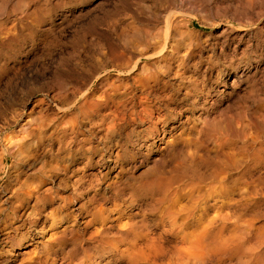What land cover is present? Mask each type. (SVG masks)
I'll return each mask as SVG.
<instances>
[{
    "label": "rangeland",
    "instance_id": "374dc122",
    "mask_svg": "<svg viewBox=\"0 0 264 264\" xmlns=\"http://www.w3.org/2000/svg\"><path fill=\"white\" fill-rule=\"evenodd\" d=\"M220 1L212 0L198 12L207 24L194 18L156 54L164 31H155L146 44L130 38L126 27L128 17L148 26L144 19L151 12L143 5L150 0H0V254L18 252L10 246L12 227L31 233L29 223L38 212L42 216L35 228L47 226L52 209L66 195L73 196L75 207L86 203L88 210L97 208L108 219L117 210L125 218L140 206L142 215L134 221L150 224V194L139 185L166 148L192 137V127L200 131L199 139L206 137L211 119L236 129L242 124L248 139L260 133L251 153L255 157L258 149L262 160L250 171L264 175V0L248 5L229 0L238 5L228 10L242 12L236 15L226 13L221 7L226 3ZM195 11L190 7L187 14L193 18ZM123 46L132 55V71L114 66L108 57L110 50ZM145 76L158 82L140 87L138 80ZM143 89L169 102H151L148 115L138 102L147 94ZM113 92L126 100L117 110L102 103ZM87 97L99 105L79 110ZM153 123L157 133L149 131ZM87 158L91 163L85 167ZM43 165L55 169L40 184ZM21 183L26 190L38 184L39 194L53 197L52 205L36 204L34 195L15 208L14 192ZM251 210L259 212L264 224V194ZM91 211L75 218H88ZM85 231L62 243H46L56 264L126 263L116 254L123 242L116 248L104 245L88 240ZM34 236L40 241L41 233ZM23 256L15 255L7 264H18Z\"/></svg>",
    "mask_w": 264,
    "mask_h": 264
},
{
    "label": "bare ground",
    "instance_id": "6f19581e",
    "mask_svg": "<svg viewBox=\"0 0 264 264\" xmlns=\"http://www.w3.org/2000/svg\"><path fill=\"white\" fill-rule=\"evenodd\" d=\"M252 1L239 0V4L248 5ZM211 3L212 0H150V4L143 5L151 12L144 19L148 26H142L135 18L128 17L130 21L126 27L130 34L127 35L130 38H140L147 44L151 41V36L155 35V31H164L163 46L154 51L158 54L168 46L169 40L180 36V28L189 27L194 18L201 25L207 24L202 19L204 15L201 16L198 12ZM220 3H226L221 7L226 8L224 11L230 15L242 13L236 9H227L238 5L234 1L221 0ZM189 6L193 11L196 9L193 18L187 14ZM1 26L2 24L0 28ZM108 57L115 62L114 66H128L127 70L132 71V68H129L132 55L126 47L110 50ZM134 66L138 67L139 64ZM138 82L140 87L149 88L152 83L158 82V78L145 76ZM142 92L147 94L140 96L138 102L143 105L141 111L148 112V115L152 113L149 109L152 107L151 102L157 100L165 105L169 102L167 99L162 100L151 95L147 89ZM125 101L121 93L113 92L109 93L102 103H111L117 110L118 105L123 106ZM99 102L87 97L79 106V110H86L92 105L97 107ZM204 121L206 122V119ZM207 123L210 124L206 137L199 139L197 133L200 131L197 127H192V137L182 138L179 147L166 148L162 157L158 161L155 160L149 177L144 180L143 185H139V189L150 194V210L154 213L150 224L146 225L141 220L134 221L133 217L142 215L140 206L128 214V217L124 218V212L117 210L118 215L108 219L99 216L97 208L88 210L86 203H77L75 207L73 196H62L61 202L52 209L47 226L35 228L42 216L40 212L36 213V217L29 223L33 231L41 233L40 241L36 240L34 235L37 233L33 231L21 233L19 226L12 227L11 223L7 225L14 230V236L10 239L11 249L18 251L15 255H25L20 258L18 264H56L55 258L46 250V243H62L69 235L73 237L77 231L83 234L88 226L87 232L85 231L88 240L95 239L104 245L110 243L108 245L115 248L122 244L116 254L118 259H125V264H220L227 260H232V264H264V224L259 221V212L251 210L256 204V197L264 194V175L254 176L250 171L251 167L262 160L258 149L255 157L251 153L255 147L253 141L260 133L248 139L246 127L242 124L236 129L229 123L225 126L214 119ZM149 131L157 133L156 123L151 124ZM164 131L162 130V134ZM209 142H213L212 148L208 147ZM62 143H58L60 150ZM90 163L87 158L84 166ZM41 168L40 184L52 178L55 165L51 170L46 165ZM61 169L66 176L67 167L63 166ZM60 182L65 183L64 178H61ZM22 185L23 183L14 192L17 201L15 208L24 206V203H27L26 198L34 195L36 204L43 201V206L44 203L52 205L53 197L39 194L38 184L33 188L29 186L27 190ZM251 185L254 191L250 188ZM41 206L37 205L36 208ZM84 210L91 211L89 217L77 220L75 215L80 216V212ZM55 214L57 216H52ZM12 218H15V215H12ZM109 236L114 240L106 241ZM47 240L49 241L46 242ZM7 252L1 253L4 255L1 257L3 264H7L15 256Z\"/></svg>",
    "mask_w": 264,
    "mask_h": 264
}]
</instances>
